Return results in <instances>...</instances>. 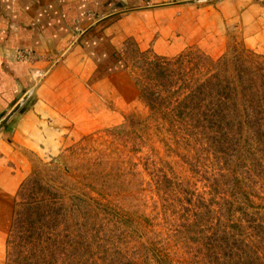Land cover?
<instances>
[{
  "label": "rangeland",
  "instance_id": "rangeland-1",
  "mask_svg": "<svg viewBox=\"0 0 264 264\" xmlns=\"http://www.w3.org/2000/svg\"><path fill=\"white\" fill-rule=\"evenodd\" d=\"M213 72L253 85L264 55L233 35L209 56L193 47L172 57L132 48L125 76L135 100L114 122L35 160L15 194L3 264L264 258V125L225 105L209 116L197 85Z\"/></svg>",
  "mask_w": 264,
  "mask_h": 264
},
{
  "label": "crops",
  "instance_id": "crops-1",
  "mask_svg": "<svg viewBox=\"0 0 264 264\" xmlns=\"http://www.w3.org/2000/svg\"><path fill=\"white\" fill-rule=\"evenodd\" d=\"M0 0V264L17 189L36 159L114 122L135 100L131 49L222 52L230 35L264 55V0ZM22 53L23 56H18Z\"/></svg>",
  "mask_w": 264,
  "mask_h": 264
},
{
  "label": "trees",
  "instance_id": "trees-1",
  "mask_svg": "<svg viewBox=\"0 0 264 264\" xmlns=\"http://www.w3.org/2000/svg\"><path fill=\"white\" fill-rule=\"evenodd\" d=\"M262 68V67H260ZM263 70V68L261 69ZM262 79L257 82L242 87L236 75L233 80H219L217 73L213 72L208 75L197 85L198 93H206L208 96L207 105L209 116L218 115L222 107V111H238L241 115L250 117L251 121L264 125V72L260 74ZM252 82V81H250ZM216 108L218 109L216 111ZM220 118V117H218ZM217 119V118H215ZM238 122V121H236ZM239 123V122H238ZM248 255H244L246 259ZM250 257L255 261V264H263L264 258L259 252L252 251ZM252 261L245 260V263Z\"/></svg>",
  "mask_w": 264,
  "mask_h": 264
},
{
  "label": "water",
  "instance_id": "water-1",
  "mask_svg": "<svg viewBox=\"0 0 264 264\" xmlns=\"http://www.w3.org/2000/svg\"><path fill=\"white\" fill-rule=\"evenodd\" d=\"M198 1H206V0H180L179 3H191ZM30 91H27L18 101L17 103L0 119V127L4 124V122L11 116V114L22 104V102L28 97Z\"/></svg>",
  "mask_w": 264,
  "mask_h": 264
},
{
  "label": "built area",
  "instance_id": "built-area-1",
  "mask_svg": "<svg viewBox=\"0 0 264 264\" xmlns=\"http://www.w3.org/2000/svg\"><path fill=\"white\" fill-rule=\"evenodd\" d=\"M173 1H175V0H173ZM143 2H144V5H153V4L157 3L156 0H143ZM18 56H23V54L19 53Z\"/></svg>",
  "mask_w": 264,
  "mask_h": 264
}]
</instances>
